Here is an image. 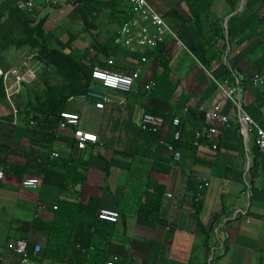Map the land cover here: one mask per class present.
I'll return each mask as SVG.
<instances>
[{
  "label": "crops",
  "instance_id": "0c3cea01",
  "mask_svg": "<svg viewBox=\"0 0 264 264\" xmlns=\"http://www.w3.org/2000/svg\"><path fill=\"white\" fill-rule=\"evenodd\" d=\"M20 1L0 0V67L3 69L16 65L28 53L21 55L27 48L14 46L21 36L23 23L31 20V11L18 7ZM108 1L113 0H82L78 4H70L67 0H37L33 8L38 20L47 19L37 36L49 38L51 45H56L58 40L61 47L71 48L74 55L83 53L84 60L93 63L98 56L104 65L96 67L121 69L123 73L134 75L140 84L151 80L158 82L162 66L166 64L172 79L178 83L168 105L170 120L160 134L140 128L146 110L166 107L164 101L150 92L122 93L96 83L94 89L108 98L106 103L79 96L67 106L69 112L81 116L79 128L96 133L99 139L98 143H91L81 151L88 164L83 204L90 210L111 208L120 213L111 233L102 231L98 234L99 242L103 244L101 251L106 254L105 262L100 264L111 260L114 264H264V173L255 178L250 174V189L245 183L246 163L248 158L252 161L251 151L256 138L250 137L246 151L235 107L219 88V85H230L224 78L227 71L239 82L253 76L254 83L249 89L246 90L244 83L239 86V97L245 107L264 90V71L257 76L251 68L261 39L259 35L264 33V21L257 16L262 0L243 3L242 0H206L205 12L221 20L224 33V24L232 15L239 20L238 33L243 28L242 22L245 32H253L242 44H238V36L230 43L225 34L226 39L220 40L209 53L200 49L192 9L185 0H148L176 37L164 36L160 51L162 42L151 46L144 42L137 29L129 26L124 45L116 42L115 47L103 56L101 46L110 43L111 37H119L122 28L99 4ZM174 9L189 21L186 28H174L176 24L167 19V14ZM135 18H138L137 12ZM139 23L147 25L142 20ZM58 32L63 41L58 38ZM157 33V29L150 27L149 38L155 40ZM127 37L133 38L129 44H126ZM218 53L221 54L217 56ZM43 65L38 68L36 83L39 85L40 75L46 70ZM12 97L15 106L18 101L24 107L30 101L31 92L24 87L22 98L19 95ZM218 103L222 105V113L230 119L228 125L217 127L216 141L220 149L216 152L183 151L180 161L172 162L167 149L175 130L171 119L180 117L184 135L191 137L203 128L204 114ZM22 111L23 108L19 114H14L6 93L0 96V171L4 173L0 179L1 264L21 263L22 255L11 248L12 243L19 240H26L28 246L41 247L35 252L40 257L38 264H76L69 262L68 257L56 261L44 256L47 239L44 226L53 220L58 190L64 181L63 169L47 168L45 175L38 177L36 187L22 184L25 179L37 178L31 174L30 166L45 156L54 160L80 156L73 155L76 151L67 142L68 138H73L75 127L60 128L55 138L37 137L35 127L29 125ZM261 112L264 114V107ZM143 143L154 147L157 152L154 159L171 165L170 175L158 184L163 199L157 223L136 216L140 202L136 196L137 187L127 181L131 154ZM54 152L58 157L51 156ZM43 161L48 164L47 159ZM188 175L197 184L208 183L199 189L202 207L198 220L192 212ZM238 209H247L249 220L241 216L227 220ZM76 249L81 250L80 245H76ZM92 249L93 246L89 250ZM212 252L214 258L210 260Z\"/></svg>",
  "mask_w": 264,
  "mask_h": 264
},
{
  "label": "trees",
  "instance_id": "16d2710c",
  "mask_svg": "<svg viewBox=\"0 0 264 264\" xmlns=\"http://www.w3.org/2000/svg\"><path fill=\"white\" fill-rule=\"evenodd\" d=\"M81 1L82 0H67L70 4H78ZM184 2H187L190 5L189 8L192 9L190 12L193 15L194 27L199 36L201 51L204 53L213 52V48H215L216 44L220 40L226 39L221 20L210 15L208 11L207 13L205 12L208 6L206 0H185ZM183 3L181 5L182 7H184ZM99 4L115 18L120 27L131 22L136 13L131 3L123 0L100 2ZM29 13L31 20L30 22L23 23L21 36L14 42V46L18 49L27 48L28 53H37L38 56L36 58L42 65L44 63L43 66L46 67V70L44 69L40 75V85L34 81L33 83L22 86L21 89L27 87L30 90L31 98L24 107L16 101V106L19 108L17 114H19L21 108H23L22 115L26 117V121H29V125H32V121L36 122V125H33L35 127V136L38 137L43 135L55 138L57 131L62 128L60 126L63 121L61 112L68 111L67 106L73 99L79 96L88 97L87 93L90 90L96 91L94 89L96 83L93 82L92 71L97 65L104 64L101 59H98V56H96V62L93 63L84 60L83 53L81 55H74L71 48H55L51 46L49 38L37 36V33L43 29L47 19L41 18L38 20L34 9ZM257 16L260 21H264V0H262V5L257 12ZM166 17L170 22L172 21V23L174 22L176 24L174 28L183 29L189 24V21L180 15L177 9L170 11ZM238 23L239 20L236 18V15H232L227 20V37L230 43L238 36V44H242L253 35L252 31L245 32L244 22H242V30L238 33L236 29ZM259 36L261 38L260 43L255 49V59L254 63L251 65L252 71L257 76L264 71V33H261ZM115 38L116 35L111 37L110 43L101 46L100 51L103 56H106L109 50L115 47ZM161 42L159 46L160 51L161 47L164 45V42ZM219 54L221 53H218L217 56H219ZM162 69L160 78L158 82H156L154 90L150 93L156 98L164 101L166 107L148 109L145 113L163 116L165 118V125H167L170 120L168 117L170 112L168 105H170V100L176 92L178 83L172 79V73L168 65H163ZM116 70L123 73L121 69ZM224 78H227L230 84L235 83L232 73L229 71H227ZM253 78L254 77L251 76L244 81L240 80V83H244L247 90L253 85ZM34 85L35 87H32ZM4 90L6 93L3 81L0 80V96H4ZM19 96V98H22L21 90ZM230 103L232 104V102ZM242 106H244L243 102ZM263 107L264 90L258 93L256 98L250 105L245 107V109L264 127V114L261 112ZM171 120L173 121V119ZM75 129L76 128H74V131ZM163 129L160 133H163ZM180 131V139L175 140L173 137L170 143L181 155L183 151L195 153L198 150H204L194 145V141L198 138V133L194 132L191 137H187L184 135L181 125ZM73 138H68L67 142L70 148H74L76 152L78 151L73 154L80 155L76 159L56 158L53 156V153H51V156L56 158L55 160L51 159L49 156H45L44 159H39V163L30 166L31 174L36 176V179H39L38 177L41 175H45L47 168H62L64 171V181L58 190V199L57 204L54 206L53 220L50 225L44 226L47 236L46 252L44 256L45 258H51L56 261H62L68 257L69 262L76 264H100L105 262L106 254L101 251L103 244L99 242L98 234L102 233V231H106L108 234L111 233L116 222L100 219L97 214L100 208L97 210H90L83 204L82 199L88 164L81 156L83 155L81 154L83 149H78L76 141ZM214 141H216V139H214ZM219 149L218 145V148L214 152ZM154 150L151 144L145 143L135 148L129 160L127 181L137 187L136 196L139 197L140 202L136 209V216L139 219L157 223L161 215L163 199V191L159 190L158 184L161 179L170 175L171 165L161 159H154L153 157L157 155V152L155 153ZM251 156L252 167L250 174L252 178H255L264 173V155L259 150L257 139H255V146L251 151ZM46 159L48 160V164L43 161ZM171 160L175 163L178 162L174 160L173 155ZM106 173L108 174L107 170ZM188 176L189 179L187 183L189 191L192 192V212L193 216L198 220L202 207V193L200 196L201 198L197 196V193L204 184H197L190 175ZM151 189L153 191H150ZM76 245H80L81 250H77ZM91 246H93V249L89 250ZM34 248L35 246H28V259L38 262L40 261V257L38 254H35Z\"/></svg>",
  "mask_w": 264,
  "mask_h": 264
},
{
  "label": "built area",
  "instance_id": "2783aa9c",
  "mask_svg": "<svg viewBox=\"0 0 264 264\" xmlns=\"http://www.w3.org/2000/svg\"><path fill=\"white\" fill-rule=\"evenodd\" d=\"M37 0H22L19 2L18 7L22 10H32L36 6ZM125 2H130L138 13V18L133 19L128 24L122 26L120 31V36L116 38V42L124 45V36L128 33V27H134L143 36L144 42H148L149 45H157L164 39V36L171 35L176 37L172 29L165 22L163 17L152 7L148 0H123ZM246 0H242V3ZM242 9V8H241ZM142 20L147 23V25H141L139 21ZM225 34L227 36V20L224 24ZM153 27L157 29V36L155 40L149 38V29ZM133 41V38L127 37L126 44ZM37 53H29L22 57V59L14 66L8 68L0 67V80L3 81V85L6 88V100L9 103L12 112L14 114L18 113V108L13 102L12 95H19L20 90L23 85L33 83L38 78L39 70L38 68L42 66L41 62L36 58ZM93 82L100 84L106 89L118 90L122 93H135L138 91L151 92L156 86V82L151 80L146 84H140L136 82L135 76L132 74H125L113 69L105 67H95L92 71ZM239 79H235V83L222 86L219 85L223 96L229 102H232L236 110L237 123L239 126V131L242 134L243 143L245 145L246 151H248V143L250 137L255 136L257 139L258 147L260 152L264 155V127L261 126L242 106L241 99L239 97ZM88 97L94 99L102 100L105 103L108 98L100 92L90 90L87 93ZM124 102V100H122ZM221 103H218L213 110H209L204 116V126L198 133V138L194 141V145L204 149L215 151L218 148V144L214 139L218 137V125H228L230 123L229 117L222 113ZM187 111V108H185ZM61 117L63 121L60 126L62 128H67L69 126H74L76 129L74 131V139L78 149H86L89 144L98 143V135L90 131H84L79 128V123L81 116L77 113L62 111ZM172 126L175 129L173 131V137L175 140L180 139L181 131V118L175 117L172 121ZM32 125H36L35 121H32ZM165 118L161 115H156L153 113H144L141 118L140 128L145 132L160 133L164 128ZM168 151L173 155L174 160L179 161L181 159V154L179 151L175 150L170 142L167 143ZM54 157H58V153H53ZM252 167V161L250 158L247 159L246 171H245V183L250 189V170ZM4 173L0 171V179L3 178ZM247 177L249 179H247ZM39 181L36 178H28L23 180L22 184L25 187H36ZM205 186L208 183H204ZM249 194V191H248ZM171 196V194H168ZM197 196L200 197L201 193L198 192ZM98 217L103 220L117 222L120 219L119 211L111 208H100L97 212ZM249 220L248 211L243 209H238L232 217L227 220H236L239 217ZM11 248L14 252L22 255V260L20 264H38L35 260L28 259L29 250L28 242L26 240H19L12 243ZM40 246L35 247V252L40 250ZM214 258L213 252L210 256V260ZM116 259V258H115ZM3 262V258L0 257V264ZM107 264H114V261H109Z\"/></svg>",
  "mask_w": 264,
  "mask_h": 264
},
{
  "label": "rangeland",
  "instance_id": "374dc122",
  "mask_svg": "<svg viewBox=\"0 0 264 264\" xmlns=\"http://www.w3.org/2000/svg\"><path fill=\"white\" fill-rule=\"evenodd\" d=\"M61 26H63V24H61L60 27H61ZM60 27H59L57 30H60ZM57 34L59 35L58 38H59V39H62V38H61V33L58 32ZM53 35H54V34H53ZM62 41H63V39H62ZM55 42H56V45L54 44V45H51V46H53V47H55V48H63V47H61L62 44H61L60 41L57 40V41H55ZM10 48L12 49V46H11ZM27 52H28V50H27L26 52H23V54H21V55H24V54H26ZM27 54H29V53H27Z\"/></svg>",
  "mask_w": 264,
  "mask_h": 264
}]
</instances>
